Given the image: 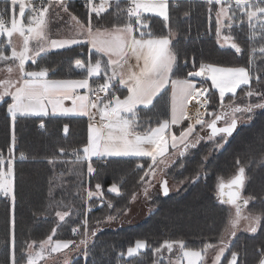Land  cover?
Returning a JSON list of instances; mask_svg holds the SVG:
<instances>
[{"label":"snow or ice","instance_id":"1","mask_svg":"<svg viewBox=\"0 0 264 264\" xmlns=\"http://www.w3.org/2000/svg\"><path fill=\"white\" fill-rule=\"evenodd\" d=\"M9 2L13 13L15 7H19V17L13 14L7 19L8 9L0 8V38H6L0 42V62L4 64L7 76L0 79V102L10 98L7 103V112L13 125L18 117H47L52 116H87L89 124L87 129V143L82 149V158L87 161V173L91 176L94 168L93 158L103 160L108 157H137L150 160L147 168L143 164L137 167L143 169V175L138 183L142 186L147 197L149 189L161 164L168 166L167 157H184L191 149H196L202 142L211 144L209 154L219 151L228 143L237 131L241 120H252L256 109H264V74L254 75V72L264 73V68L256 67V60H264V44L253 46L245 66H219L211 63H201L199 70L190 71L184 78H179L180 71L179 52L172 40L175 34L172 26L171 6L174 0H127L126 7H121V0H115L116 17H124L123 23H113L111 27H94L92 13L101 17L112 5L109 0H100L95 4L93 0H86L89 20L82 22L77 16L69 13L67 0H6ZM210 14L215 11V35L217 43L225 45L241 54L240 45L231 35L234 25L240 26L247 22L249 39L259 37L264 41V0H205ZM215 10L213 9V6ZM57 9L68 13L72 23L67 25L69 35L61 39L50 37V24L54 18L60 17ZM28 13L27 20L24 18ZM153 14L162 21L163 29L167 34H157L149 23L150 17L145 14ZM188 16V12L184 13ZM228 29V34H225ZM14 35H18L22 43L18 47L14 41ZM85 44L89 53L95 52V58L90 55L84 61L75 59L73 67L79 70L81 79H51L49 67L41 66L40 60L44 59L53 49H72L75 45ZM10 48V54L6 49ZM259 53V57L256 54ZM107 58L106 61L104 58ZM134 60L135 63L131 61ZM31 61L36 65L35 70H27L26 62ZM17 73L16 75H13ZM103 74V83H90V79L100 77ZM176 77V78H173ZM188 77H201L202 82L197 86L194 80ZM255 79L257 87H253L251 81ZM211 81L208 85L206 81ZM119 85V87L117 86ZM171 86L170 118L157 117V126H149L140 131L138 106L150 110L155 107V102L167 93ZM242 86H247L245 90ZM121 88L126 89V94L121 93ZM85 90L81 94L79 90ZM212 89L219 94V110L209 111L214 103ZM241 89L247 98L256 97L257 102L250 99L247 103H238L237 90ZM102 94V95H101ZM231 94L225 103V97ZM71 101V107H66L64 102ZM195 101L197 110L194 114L188 111L189 104ZM51 108V112H49ZM97 117L99 119L97 120ZM188 121L187 127H183L176 135L172 127ZM41 127L44 121L41 120ZM199 126V131H197ZM206 130V131H205ZM65 135L69 133V125L63 128ZM201 133H204L201 135ZM15 133L12 143L15 145ZM171 149V151H170ZM63 154L65 150L60 149ZM79 158L81 153L77 151ZM12 148H9V156ZM21 159H26L21 153ZM207 157H205V160ZM175 161H173L174 163ZM256 161L249 160L248 164L236 160L235 174L225 182L223 177L217 178L216 197L220 204L231 206L224 232L220 234L217 243L205 242L199 249L187 247L183 240H164L159 247L152 249L153 264H160L163 260V250L172 253L174 246L179 248V257L176 261L169 258V264H205V258L214 251L211 264H222V257L230 252L227 264H241L239 252L230 248L225 241V233L235 236L241 222L246 223V231L256 233L262 226L264 212H245L246 206L254 197H245L242 190L245 188L248 176L246 170ZM49 163H55L49 160ZM264 167V158L259 162ZM183 168V165H181ZM198 172L192 179H199ZM13 159H7L0 155V194L10 197L13 206L16 201L14 185ZM183 183V181H181ZM81 187L83 186L81 182ZM96 191L84 189L87 192V200L93 197L102 199L101 184H96ZM163 195L169 194L168 182L163 180L160 184ZM109 192L120 195L121 187L113 183ZM49 196L52 197L50 191ZM137 199V193L133 192L131 201ZM63 201H55L57 208L63 205ZM264 203V202H262ZM67 207V205H64ZM107 207L112 209L114 205L107 202ZM90 211V209H88ZM127 208L118 209L116 215L109 214L104 222H114L121 213L126 214ZM59 221H64L69 216V211L57 210L55 212ZM101 223L97 220V225ZM12 225V254L11 264H21L15 254V217ZM57 228L52 229V234L39 241H25L21 256L24 264H39L46 255L53 252H61L70 249V246L83 248L85 262L90 255L89 236L95 237L98 233L89 227L87 212L81 221V226L72 229L73 236L80 235L77 244L74 239H53ZM149 247L147 241L138 239L134 246H129L126 253L121 252L119 258L127 257L130 264L131 258L138 257ZM67 264V261H65ZM246 264V261L244 262ZM258 264H264V246L259 249Z\"/></svg>","mask_w":264,"mask_h":264},{"label":"trees","instance_id":"2","mask_svg":"<svg viewBox=\"0 0 264 264\" xmlns=\"http://www.w3.org/2000/svg\"><path fill=\"white\" fill-rule=\"evenodd\" d=\"M127 0H121V7H126ZM101 17L92 13V24L94 27H111L113 23H123L124 17L117 19L115 1ZM215 5L213 9L215 10ZM70 12L81 21L87 22V10L78 1H70L68 4ZM188 12V16L184 13ZM172 26L176 33L173 38L179 52L180 71L179 78H184L190 71L198 69V64L211 63L219 66H245L247 67L248 57L253 46L259 47L264 44L259 37L250 40L247 22L230 30L231 35L240 45L241 54L229 46L221 47L217 43L215 35V11L208 12V5L205 0H174L171 6ZM150 17L152 30L157 34H166L162 21L154 15ZM228 34L229 30H224ZM95 58V53H87L85 44L75 45L72 49L56 50L47 53L46 57L40 60L41 66H47L53 71L52 77H71L79 75L80 72L73 67L75 59L86 61L89 56ZM259 57V53L256 54ZM43 63V64H42ZM28 65H33L32 62ZM257 68H264V60H256ZM264 73L254 72V75ZM176 78V77H173ZM194 80V79H192ZM93 81V86L98 83ZM197 86L202 81H197ZM208 84V81H206ZM253 87H257L255 79L251 81ZM209 85V84H208ZM119 87V86H118ZM245 90L247 86H242ZM214 103L210 105L209 111L219 110L217 107L218 95L211 90ZM125 94V89L121 88ZM163 96V95H162ZM166 98L162 100L161 112L150 106V110L138 107L140 131L145 130L151 120V127L157 126V117L167 118L168 115V90ZM164 96V97H165ZM231 94L225 97V103L230 99ZM237 98H244V92L237 90ZM160 99V98H159ZM158 99V100H159ZM256 100L257 98H253ZM8 98L0 102V152L7 159H12L14 168V185L16 201L13 206L11 198L0 197V264H11L9 254H12V225L13 214L15 217V254L16 259L24 264L21 250L25 241H39L46 239L52 234V229L57 228L53 239L68 240L74 239L78 244L81 236H73L72 229L81 225V221L87 218L89 227L97 231L93 238L89 236L90 255L85 262L83 248L79 249L70 246L67 252L71 254L68 264H126L129 258H119L121 252L126 253L129 242L138 239L147 241L149 247L138 257L131 258L130 264H153L155 257L152 249L159 247L164 240H183L187 247L199 249L205 242L217 243L220 234L224 232L228 220V210L225 205L219 203L216 197V177L230 176L236 171V160L239 158L242 163L248 164L249 160L256 162L249 165L246 170L248 180L242 195L254 197L246 206L248 212H264V167L259 166V161L264 158V109H256L252 114V120L239 125L234 135L229 138L228 143L219 151H214L205 160L211 144L202 142L196 149H191L186 157L176 156L163 172L167 177L186 179V185L174 193L169 191L167 196L160 190L154 191L151 199L156 205L149 214L141 220L124 225L107 227L104 222L109 214L116 215L118 209L128 208L133 192L140 189L138 164L147 168L150 160L145 158H106L97 160L93 158L96 171L89 176L87 173V161L82 158L83 146L87 143V119L74 116H47V117H18L15 125L7 112ZM158 101L155 102V105ZM155 110L156 117H149L146 113ZM161 113V115H159ZM148 119H144V118ZM41 120L44 127H41ZM69 125V133L64 134V125ZM188 121L181 125L174 126L172 132L179 135L183 127H187ZM15 133V145L12 136ZM12 148V155L9 156V148ZM65 152L62 154L60 149ZM79 151L78 158L71 156L73 152ZM21 153L26 159H21ZM54 160L55 163H49ZM109 163L113 169L103 170L99 173L103 163ZM120 163H132L130 171L123 169ZM180 166L175 167L177 164ZM183 165V168H181ZM109 166V165H108ZM174 167L176 168L174 170ZM103 169V167H102ZM235 170V171H234ZM200 173L199 179L192 178ZM234 172V173H233ZM81 182L83 186L81 187ZM89 182V183H88ZM101 184L100 191L102 199L93 197L87 201L86 184L89 189L96 190V184ZM117 183L121 187L120 195L109 192V187ZM50 191L52 197L49 196ZM63 201L59 208L55 204L49 207L52 200ZM111 201L114 207L109 209L107 202ZM67 205V207H64ZM90 209V211H88ZM57 210L69 211V216L64 221H59L55 212ZM97 220L101 223L97 225ZM262 226L256 233L239 231L229 241L230 248L239 252L241 264H258L259 249L264 246V220ZM132 243V244H133ZM65 251V252H66ZM64 252V253H65ZM74 252V253H73ZM231 253L227 252L222 257V264H227V258ZM163 263V262H162Z\"/></svg>","mask_w":264,"mask_h":264},{"label":"rangeland","instance_id":"3","mask_svg":"<svg viewBox=\"0 0 264 264\" xmlns=\"http://www.w3.org/2000/svg\"><path fill=\"white\" fill-rule=\"evenodd\" d=\"M110 1H113V0H109V3H110ZM57 11H60L59 9H57ZM146 16L147 15H153V14H150V13H148V14H145ZM24 20H25V22H26V20H27V17L26 18H24ZM82 22H84V21H82ZM246 22V21H245ZM85 23V22H84ZM167 34V33H166ZM226 34V33H225ZM175 35H176V33L173 35V37H172V40H173V38H175ZM4 39H6V38H0V42H2ZM18 39V40H17ZM17 39H15L14 38V43L16 44V45H18L19 44V46H20V43L18 42V41H20V39L21 38H17ZM220 45V44H219ZM226 46V45H225ZM7 50V52L10 54V48H8V49H6ZM202 62H200V64H201ZM43 64V63H42ZM200 64H198L199 66H200ZM40 65H41V63H40ZM43 66V65H42ZM199 66H198V68H199ZM4 68V64L2 63V62H0V69H3ZM17 73H14L13 75H16ZM7 76V73L5 72V71H0V79H3V78H5ZM209 82V84H211V81L209 80L208 81ZM215 92H216V90L215 89H213ZM217 95H218V102H217V105L219 106V94H218V92L216 93ZM102 95V94H101ZM165 96V94L163 95V96H161L160 97V99L158 100V102H157V104L155 105V109H156V111H158V112H161V107H162V104H163V102L161 103V101L163 100L164 101V99L166 98V96ZM253 98H255V97H252V98H247V101L246 100H244V98H237L236 100H237V102L238 103H247L248 101H249V99L252 101V102H257V99L256 100H254ZM5 99H7V97L5 98ZM213 100H214V98H213ZM217 106V107H218ZM155 110H152V111H150L149 113H146L147 114V116H149V117H156V115H155V113H153ZM159 115H161V113L159 114ZM144 119H148L147 117L146 118H144ZM249 120H247V119H244V120H241V122H240V124H242V123H247ZM197 131H199V126H197ZM206 131V130H205ZM204 133H201V135H203ZM11 144H12V142H11ZM210 147H212V145L211 146H209V148ZM170 151H171V149H170ZM214 152V151H213ZM212 152V153H213ZM26 156V155H25ZM187 156V154L184 156V157H186ZM208 156H210V154H209V151H208V154H207V156L205 155V157H207L208 158ZM174 158H176V156L175 157H167V162H168V164L171 162V161H173L174 160ZM12 159H15L14 158V155H13V158ZM103 166V169H102V167H100V169H99V173H103V170H107V169H109L110 167H113L112 165H110L108 162L107 163H103L102 164ZM109 165V166H108ZM116 165H120L123 169H125V170H127V171H130L131 170V168H132V163H129V164H126V163H120V164H116ZM178 166H180V164L178 163L175 167H178ZM160 168H165V165L164 164H161L160 166H159ZM174 167V170L176 169ZM110 169H113V168H110ZM235 171V170H234ZM138 173H140L139 174V176H141V175H143V171H138ZM234 173V172H233ZM168 175L167 174H165V172H160L159 170H158V172H157V175H156V177H155V179H154V181L152 182L153 183V186L149 189V193H148V196L146 197L145 195H144V192H143V188H142V186L140 187V189L136 192L137 193V199L136 200H134V201H131L130 202V204H129V207L127 208V212H126V214H124V213H121L120 215H119V218L117 219V220H115L114 222H111V223H108V225H107V227H111V226H116V225H124V226H127V225H129V224H132V223H135V222H137V221H139V220H141L142 218H145L148 214H149V212L152 210V209H154V206L156 205L154 202H152V200H150L151 199V196H152V194L153 193H155L154 191H156V190H160V184H161V182H163V179L165 180H167V182H168V188H169V190H170V192L171 193H174V192H176V191H178V190H180L181 189V187L183 186V185H186V183H187V181H186V179H183V180H179L178 178H172V177H167ZM216 177V183H217V178L218 177H221V176H215ZM230 176H224L223 178H224V180H225V182H227L229 179ZM181 181H183V183H181ZM89 183V182H88ZM89 186L91 187V185L89 184H86V189H89ZM96 191V190H95ZM181 191V190H180ZM1 196H3V194H0V197ZM86 196H87V192H86ZM3 197H5V196H3ZM8 198H10V197H8ZM86 202H89L88 200L86 201ZM226 206V208H227V210H228V214H229V210H230V208H231V206H229V205H225ZM245 212H248L247 210H246V208H245ZM78 226H81V225H78ZM239 231H243V232H248V231H246V223L245 222H241V224H240V226H239V228H238V230H237V232H239ZM236 232V233H237ZM77 237V236H76ZM225 241L227 242V243H229V241L231 240V238H232V236H230L229 234H227V233H225ZM133 242H129V245H128V247L129 246H134V244H135V242L132 244ZM66 250H62L61 252H53V253H51L50 255H46L45 256V258L43 259V260H41L40 262H39V264H65V261H67V264L70 262V260H71V254L72 253H70V252H65ZM126 251H127V249H126ZM125 251V252H126ZM65 252V253H64ZM74 253V252H73ZM227 253V252H226ZM225 253V254H226ZM179 255H180V253H179V248H178V246H174V250H173V252L172 253H168L166 250H163V260L162 261H160V264H169V258H171V260H173V261H176L177 259H178V257H179ZM214 255H215V252L214 251H212V252H210L209 253V255L205 258V264H211V260L214 258ZM9 256H10V258H11V254H9ZM125 258H127L126 256H125ZM155 259H156V257H155ZM163 262V263H162ZM183 264H186V262H183Z\"/></svg>","mask_w":264,"mask_h":264},{"label":"crops","instance_id":"4","mask_svg":"<svg viewBox=\"0 0 264 264\" xmlns=\"http://www.w3.org/2000/svg\"><path fill=\"white\" fill-rule=\"evenodd\" d=\"M70 1L71 0H67V6H68V4H69ZM72 1H75V0H72ZM113 1H115V0H113ZM111 2L112 1H110V4H111ZM0 8H7L8 9V15H7L6 18L9 19V20H10V18H11V16L13 14H15L17 17H19V7H18V5L15 7V10H14V13H13V9H12L10 3L9 2H6V0H0ZM59 12H60V17L59 18H54L53 21H52V23L50 24V33L49 34H50V37L52 39H61V38H65V37H67L69 35L68 29H67V25L70 24V23H72L71 20H70V16H69L68 13H64L61 10ZM69 13H71L70 10H69ZM27 16H28V13H26L25 18ZM88 20H89V14H88V11H87V22H88ZM18 37H19L18 35H14L13 41H14V38L17 39ZM18 42L21 45L22 40L20 39V41H18ZM17 46L19 47V44ZM85 48H86V52L89 53L88 46L87 45H85ZM56 50H63V49H53L50 52L56 51ZM104 59L106 61L107 58L105 57ZM30 62L31 61L26 62V68H27V70H35L36 69V66L28 65V63H30ZM131 62L132 63H135L134 60H132ZM197 70H199V68ZM50 78L51 79H81L83 77H82L81 74H79V75L77 74V75H73L71 77H62V76L61 77H52V76H50ZM188 78L189 79H194V80H197V81H202V78L201 77H188ZM95 80L96 81L100 80L98 83H103V74H101V76L98 77V78L97 77H94V78L90 79V83L92 84V82L95 81ZM208 84H209V82H208ZM117 86H119V85L117 84ZM125 91H126V89H125ZM79 92L81 94H84L85 90L81 89V90H79ZM170 96H171V86L169 85L168 86V115H167V118H170ZM7 98L9 100V102H10V98L9 97H7ZM64 104H65L66 107H71L72 106L71 105V101H65ZM138 107H143V106H138ZM188 111L189 112L192 111V102L189 104V110ZM49 112H51V108H49ZM49 116H52V115H49ZM32 117H37V116H32ZM74 117H85L87 119V129H88V124H89L90 121H89V118L87 116L76 115ZM98 119H99V117H97V120ZM129 157H131V156H129ZM108 158H128V157H108ZM135 158H137V157H135ZM65 250H67V249H65Z\"/></svg>","mask_w":264,"mask_h":264},{"label":"built area","instance_id":"5","mask_svg":"<svg viewBox=\"0 0 264 264\" xmlns=\"http://www.w3.org/2000/svg\"><path fill=\"white\" fill-rule=\"evenodd\" d=\"M75 1H78L81 5H83L85 8H86V10L88 11V8H87V6H86V0H75ZM93 2L95 3V4H99L100 3V0H93ZM96 84H99V83H96ZM94 87H95V85H94ZM188 110H189V107H188ZM196 110H197V106H196V108H194V110L193 111H191V112H189L190 114H194L195 112H196ZM0 155H1V152H0ZM75 152H73L72 154H71V156H73V157H75ZM26 157V156H25Z\"/></svg>","mask_w":264,"mask_h":264},{"label":"bare ground","instance_id":"6","mask_svg":"<svg viewBox=\"0 0 264 264\" xmlns=\"http://www.w3.org/2000/svg\"><path fill=\"white\" fill-rule=\"evenodd\" d=\"M196 102L195 101H192V111L194 110V108H196ZM164 180V179H163Z\"/></svg>","mask_w":264,"mask_h":264}]
</instances>
